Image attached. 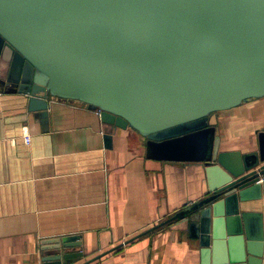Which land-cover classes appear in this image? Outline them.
Wrapping results in <instances>:
<instances>
[{"label":"water","instance_id":"1","mask_svg":"<svg viewBox=\"0 0 264 264\" xmlns=\"http://www.w3.org/2000/svg\"><path fill=\"white\" fill-rule=\"evenodd\" d=\"M0 88L42 120L54 100L97 113L109 148L131 130L154 159L202 163L207 194L137 238L186 224L201 264L264 263V213L245 209L264 195V132L226 152L212 122L264 98V0H0ZM40 244L42 264L84 258L80 236Z\"/></svg>","mask_w":264,"mask_h":264},{"label":"crops","instance_id":"2","mask_svg":"<svg viewBox=\"0 0 264 264\" xmlns=\"http://www.w3.org/2000/svg\"><path fill=\"white\" fill-rule=\"evenodd\" d=\"M212 122L222 151H257L264 98ZM109 130L97 113L56 100L42 120L27 97L0 88V264H42L41 241L67 236L81 238L74 264H201L186 224L137 237L207 194L202 163L154 159L131 130L118 129L109 148ZM245 209L264 213V195Z\"/></svg>","mask_w":264,"mask_h":264},{"label":"built area","instance_id":"3","mask_svg":"<svg viewBox=\"0 0 264 264\" xmlns=\"http://www.w3.org/2000/svg\"><path fill=\"white\" fill-rule=\"evenodd\" d=\"M24 142H25L26 145H29L30 142H31V137H30L29 135H25V136H24ZM263 181H264V179H262V180L260 181V183H263Z\"/></svg>","mask_w":264,"mask_h":264},{"label":"trees","instance_id":"4","mask_svg":"<svg viewBox=\"0 0 264 264\" xmlns=\"http://www.w3.org/2000/svg\"><path fill=\"white\" fill-rule=\"evenodd\" d=\"M171 224H173V223H170V224H168V225H171Z\"/></svg>","mask_w":264,"mask_h":264}]
</instances>
